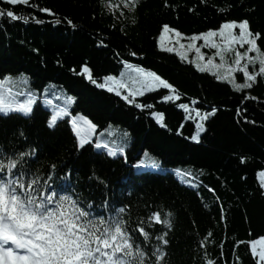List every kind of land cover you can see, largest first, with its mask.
Here are the masks:
<instances>
[{"label":"trees","instance_id":"16d2710c","mask_svg":"<svg viewBox=\"0 0 264 264\" xmlns=\"http://www.w3.org/2000/svg\"><path fill=\"white\" fill-rule=\"evenodd\" d=\"M0 10L21 17H0V80L26 77L36 94L54 86L74 101L71 114L96 126L101 145L123 148L109 156L95 147V139L78 146L69 117L49 127L51 112L39 100L30 116L0 114V159L30 153L16 171L37 179L42 192L55 190L92 205L88 211L105 220L119 217L130 231L143 221L151 236L146 264H153L155 248L167 253L161 264H258L250 244L264 237L258 180L264 172L262 78L236 92L162 51L158 37L165 25L192 36L247 20L253 33L262 34L258 44L264 49V0H139L135 11L123 8L122 0H30L27 6L0 0ZM125 63L155 71L180 99L164 102L165 89L148 92L136 103L153 107L141 110L98 88L83 71L87 67L102 83ZM179 104L209 113L198 143L192 140L194 120ZM153 113L163 114V127ZM155 212L170 221L171 230L149 221ZM165 232L167 246L155 238Z\"/></svg>","mask_w":264,"mask_h":264},{"label":"snow or ice","instance_id":"6c2138e0","mask_svg":"<svg viewBox=\"0 0 264 264\" xmlns=\"http://www.w3.org/2000/svg\"><path fill=\"white\" fill-rule=\"evenodd\" d=\"M8 5L17 4L29 5L30 0H4ZM139 0H122V7L129 11H135ZM111 6V5H110ZM111 7H119L111 6ZM40 11L53 15L48 8H40ZM6 16L12 20H20L13 11L6 13L0 10V17ZM122 14V13H121ZM28 23V19L23 20ZM37 23L40 21L37 20ZM71 23V21H69ZM239 29L237 35L234 30ZM165 33L174 31L167 25L164 26ZM176 37H181L179 31H175ZM219 38V41L215 38ZM262 34L253 33L250 30L249 21L226 22L218 30H209L203 34H194L188 37L190 41L187 46L180 44L181 49L194 50L196 56L194 60H188L185 52L176 51L181 61H187L194 65L200 73H209L217 79L229 83L236 92H243L252 89L257 83L258 77L264 78V49L258 44ZM164 41V36L160 37ZM197 41H203V47L214 49L215 53L205 62L204 53L201 47L197 46ZM176 43H180L179 39ZM246 49L244 51L238 50ZM161 50L173 52L175 49L166 47L161 43ZM254 53L255 55H250ZM229 54H234L231 62L226 59ZM136 55V53H131ZM219 63H214L216 58ZM243 62V63H242ZM258 65V70L256 66ZM252 66V71L249 70ZM137 74L135 83L138 88L128 91L122 96L121 89L126 88L122 80H115L114 77L105 78L104 83H97L93 80L87 67L83 69L90 82L96 84L98 88L108 92H114L117 96L135 107L143 110L151 109L152 104L136 103V97L145 95L146 92H155L160 89L168 91V95L162 97L164 102L179 100V92L167 79L157 74L155 71L143 67H133L128 65ZM243 74V83H237L235 73ZM114 86H110L109 82ZM27 81H14L12 77L0 80V114L9 115L13 112L30 116L34 100L28 97L24 102H20L18 96L23 93H13L12 89H7L6 84H26ZM131 98V99H130ZM248 99H256L248 96ZM74 101L68 98L66 103ZM186 112H191L187 104H181ZM214 115L213 111L210 113ZM69 115L67 108L59 109L48 121V126L53 127L61 116ZM200 121H206L209 113H195ZM153 118L163 127V114L153 113ZM72 128L75 132L80 147L89 143V135L95 132L96 126L88 119L80 117V120H72ZM198 129H203V123L198 124ZM22 134V133H21ZM127 133H125V136ZM199 142L196 136L192 137ZM96 148H105L109 156H115L117 151L123 152L121 146L109 147L108 144L97 143ZM30 153H20L15 159H0V264H146L149 257L147 244L151 239L150 232L143 226V221L137 228L129 230L126 222L119 217L105 220L103 216L94 215L79 200L72 199L67 195H60L55 190L42 192L37 179H29V174L21 170L16 171L19 162ZM6 159V163L4 160ZM261 187L264 188V172H261ZM120 213L125 209L120 208ZM171 216V213H168ZM149 221L157 225H164L171 230V223L168 219H162L161 213L155 212L149 217ZM150 226V225H149ZM138 233L143 237L133 235ZM167 232L157 235L155 238L161 240L165 246L168 240L165 239ZM211 236V233L208 234ZM259 245V250H257ZM251 251L254 257H258V264H264V239L251 242ZM167 253L161 248H155L151 252L153 264H161ZM208 264H212L211 261Z\"/></svg>","mask_w":264,"mask_h":264},{"label":"rangeland","instance_id":"374dc122","mask_svg":"<svg viewBox=\"0 0 264 264\" xmlns=\"http://www.w3.org/2000/svg\"><path fill=\"white\" fill-rule=\"evenodd\" d=\"M234 32L238 35L239 34V29H235ZM162 35L165 38L163 42L160 39V37ZM188 37H191V36H185V35L182 34L181 37H176L175 31L165 33L162 30L161 33H160V35H159V37H158V46L161 48V43H163L166 47H172L173 49H175V51H173L175 54H176V51L185 52L186 55H187V57H188V60H194L195 59V56H196L194 50H187L186 47H185V49H181L180 48V44H184L185 46H187V44L190 42L188 40ZM178 39L180 41L179 44L176 43V41ZM215 39H217V41H219V38L218 37L215 38ZM196 43H197V46L201 47V52L204 53L205 62L207 61L208 58H210V57H212L214 55L215 50L214 49L207 48V47H203V44H204L203 41H197ZM236 47L238 48V50L244 51L247 46H245L244 49H239V46L238 45ZM250 55H255V54L252 53ZM233 56H234V54H229V55L226 56V59L229 61V63L231 62ZM219 62H220L219 61V58L217 57L216 60L214 61V63H217L218 64ZM128 65H132V64L125 63L123 65V68L121 69V71L117 75H111V77H114L115 80H117V81L122 80L125 83L126 88L121 89L122 96L123 95H127L128 91H133L136 88H138V84L135 83L137 74L135 72H133L132 69H130L128 67ZM133 67H136V66H133ZM193 67H194V65H193ZM256 68L258 70V65L256 66ZM249 70L250 71L253 70L252 69V66H249ZM234 75H235V80H236L237 83H243L244 82L243 74L242 73L237 72ZM107 77H109V76H107ZM107 77H105V78H107ZM5 78H7V77H5ZM12 78H13L14 81L25 80V81H27V83L26 84H15V85H13V84H6L5 85V92L7 93V89L11 88L12 91H13V93H16V92L23 93L22 95L18 96V99H19L20 102H24L28 97H31L34 100V103H36V102H38L40 100L42 106L44 108L48 109L51 112L50 119H51L52 115H54L59 109L65 108V107L67 108V111H68L69 115L58 117V119H62V118H65V117H69V122L71 124V127H72V120L73 119H76L77 121H79L80 120V117H83L81 115H73V114L70 113L69 110H70V106H71L72 103L71 104H67L66 101H67L68 98L66 96H64L62 94V92L56 90L54 86H52V85L46 86L43 91L41 90L39 94H36L38 90L35 89V88H29L28 87V80H27L26 77H23V76H12ZM105 78L103 79L102 83L105 82ZM258 78H260V77H258ZM1 80H3V79H1ZM257 82H258V80H257ZM262 83H263V87H264V78H262ZM227 84H229V83H227ZM109 85L110 86H114L113 85V82H111V81L109 82ZM231 88L233 89L232 86H231ZM111 93L115 94L114 92H111ZM146 93H148V92H146ZM168 94L169 93H167V95ZM41 95L45 98V100H41V98H39V97H41ZM122 96H120V97H122ZM46 100H48L49 102H47ZM180 105L181 104H179L178 106H180ZM188 106H189V108L191 109L192 112H186L183 108L182 109L186 112V118L187 119L194 120L195 132L193 134V137L196 136L198 138V140H199L200 135L204 131V124H203V129H198V124L204 123V121H200L199 118L196 117L195 113H196L197 110L194 109V107H192L190 105H188ZM16 113H18V112H16ZM19 114H22V113H19ZM95 131H96V129H95ZM74 134H75V132H74ZM75 136H76V134H75ZM76 138H77V136H76ZM94 139L96 140V142H94L95 145L97 143H99V139H98L97 136H95V132H93V133H91L89 135V143L93 142ZM77 143L79 145L78 138H77ZM259 174H258V180H259L260 185H261V177H260ZM178 178L182 182H184L185 184L190 185V186H194V183L191 180H188V179L185 180L180 175H178ZM263 190H264V188H263ZM260 239H264V237H260V238L254 240V241H257V240H260ZM250 249H251V244H250ZM257 250H259V245H257ZM255 258H256V260L258 262V257H255Z\"/></svg>","mask_w":264,"mask_h":264},{"label":"bare ground","instance_id":"6f19581e","mask_svg":"<svg viewBox=\"0 0 264 264\" xmlns=\"http://www.w3.org/2000/svg\"><path fill=\"white\" fill-rule=\"evenodd\" d=\"M79 146V145H78Z\"/></svg>","mask_w":264,"mask_h":264}]
</instances>
